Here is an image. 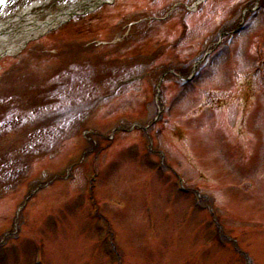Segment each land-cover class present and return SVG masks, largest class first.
I'll use <instances>...</instances> for the list:
<instances>
[{
  "label": "rangeland",
  "instance_id": "1",
  "mask_svg": "<svg viewBox=\"0 0 264 264\" xmlns=\"http://www.w3.org/2000/svg\"><path fill=\"white\" fill-rule=\"evenodd\" d=\"M111 1L0 57V264H264V0Z\"/></svg>",
  "mask_w": 264,
  "mask_h": 264
},
{
  "label": "bare ground",
  "instance_id": "2",
  "mask_svg": "<svg viewBox=\"0 0 264 264\" xmlns=\"http://www.w3.org/2000/svg\"><path fill=\"white\" fill-rule=\"evenodd\" d=\"M109 0H86L85 3H99ZM48 0H30L18 5L8 17H0V57L14 55L22 43L32 35L42 33L55 27L67 16L84 4L66 5L56 12H36L43 8ZM44 11V9H43Z\"/></svg>",
  "mask_w": 264,
  "mask_h": 264
}]
</instances>
